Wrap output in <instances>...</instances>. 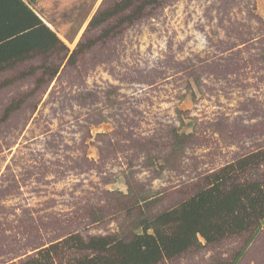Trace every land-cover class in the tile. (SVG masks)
<instances>
[{
  "label": "rangeland",
  "instance_id": "374dc122",
  "mask_svg": "<svg viewBox=\"0 0 264 264\" xmlns=\"http://www.w3.org/2000/svg\"><path fill=\"white\" fill-rule=\"evenodd\" d=\"M144 1L33 7L60 42L0 71V264H76L91 252L69 237L126 238L228 167L264 183V162L235 166L264 151V0H156L126 22ZM197 241L157 264H264V222Z\"/></svg>",
  "mask_w": 264,
  "mask_h": 264
},
{
  "label": "trees",
  "instance_id": "16d2710c",
  "mask_svg": "<svg viewBox=\"0 0 264 264\" xmlns=\"http://www.w3.org/2000/svg\"><path fill=\"white\" fill-rule=\"evenodd\" d=\"M154 1L142 2L134 13L126 16V22L139 19L144 6ZM131 6L132 2L126 1L108 11L100 9L89 25L98 26ZM33 7L39 9V0H0V71L51 53L60 42ZM260 162H264V151L238 160L235 166L244 171L252 163ZM229 170L228 167L224 171ZM225 172L213 176L211 187L201 189L172 209L154 217L138 213L126 238L69 237L66 244L91 252L76 264H157L161 259L174 258L198 246V237L208 244L242 233L252 225H257L258 230L264 222V183L230 184L232 176ZM235 261L230 264H237Z\"/></svg>",
  "mask_w": 264,
  "mask_h": 264
},
{
  "label": "clouds",
  "instance_id": "9594fccd",
  "mask_svg": "<svg viewBox=\"0 0 264 264\" xmlns=\"http://www.w3.org/2000/svg\"><path fill=\"white\" fill-rule=\"evenodd\" d=\"M47 25V24H46Z\"/></svg>",
  "mask_w": 264,
  "mask_h": 264
}]
</instances>
